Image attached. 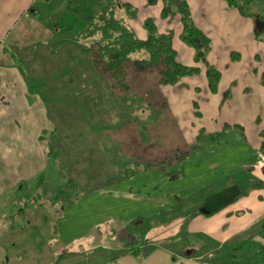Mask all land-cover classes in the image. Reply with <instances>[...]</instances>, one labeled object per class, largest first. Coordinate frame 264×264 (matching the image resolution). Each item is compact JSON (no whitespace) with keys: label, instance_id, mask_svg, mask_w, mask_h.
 <instances>
[{"label":"crops","instance_id":"1","mask_svg":"<svg viewBox=\"0 0 264 264\" xmlns=\"http://www.w3.org/2000/svg\"><path fill=\"white\" fill-rule=\"evenodd\" d=\"M38 1L0 0V264H253L262 257L264 188L254 185L256 180L264 183V40L256 37L251 15L264 16V0L247 5L251 11L232 8L224 0H188L195 25L212 42L208 62L222 75L217 94L210 91L205 66L195 62V50L181 40L179 15L162 18V2L151 6L146 0H122L137 11L136 18L126 21L139 40L148 39L145 22L152 19L159 34H174L177 61L201 70L175 86L155 83L149 90L162 106L159 111L151 102L152 130L144 111L132 120L122 116L143 109L141 101L127 103L125 93L118 94L120 110L114 113L112 84L74 40L67 44L70 57L65 53L63 58L70 67L57 63L56 90L79 92L83 86L90 99L97 96L96 89L109 97L93 101L88 114L77 120L64 119L60 103L48 110L18 69L14 52L38 43L61 49L64 39L56 34L63 31L39 20L36 9L30 14ZM125 14L119 10V17ZM34 29L41 40L29 43L28 38L36 37ZM138 55L142 57L135 59L145 60ZM225 129L222 138L213 140ZM50 147L60 149L58 159L67 158L73 186L89 185L85 172L93 181L60 210L46 188ZM176 156L186 157L166 167L148 166ZM234 184L248 195L205 216L203 197ZM26 193L29 199L23 197ZM32 198L34 205L17 209V201ZM162 224L168 232L159 238L165 242L146 241L149 229ZM117 235L118 241L108 245L115 255L102 252L97 262L94 255H79L84 244L95 247L101 238Z\"/></svg>","mask_w":264,"mask_h":264},{"label":"trees","instance_id":"2","mask_svg":"<svg viewBox=\"0 0 264 264\" xmlns=\"http://www.w3.org/2000/svg\"><path fill=\"white\" fill-rule=\"evenodd\" d=\"M149 5L155 6L159 2L163 3L162 18H175L180 16L183 27L181 40L189 47L195 50V62L203 64L206 68V77L212 94L218 93L221 81V73L208 62V54L212 48V42L206 34H204L194 23L188 0H146ZM230 7L245 11L246 5L251 4L255 0H224ZM126 12V16L119 17V10ZM68 17L79 18L84 22L85 35L74 39L75 43L82 47L81 42L92 40L90 47L83 48L88 54L91 63L96 71L103 75L110 83L118 84L121 90L127 95L130 85L129 71L132 69L139 73H155L159 86H175L183 78L195 76L201 73L198 67H187L177 61V53L173 48L174 34H159L156 25L152 19L145 22L148 31V39L139 40L127 23L126 19H134L137 17V11L130 8L128 4L122 0H108V2L95 9L93 7L73 6L70 4L66 10ZM30 14H36L34 7L31 8ZM255 21L256 37L264 40V25L258 27L257 23L264 24V16L251 15ZM54 24L53 21H51ZM51 25V24H50ZM55 28V25H51ZM76 25H66L63 33H73ZM72 31V32H70ZM70 40H64L59 45L61 49L50 50V53L59 57V52L63 51ZM65 54V52H64ZM138 54H144L145 60H133ZM234 59H237L234 57ZM143 63V64H142ZM68 62H63V66L70 67ZM142 64V68L140 65ZM262 83L264 85V74L262 75ZM112 86V85H111ZM197 106V104L195 105ZM199 115V113L197 114ZM242 129L240 126H235ZM229 126H226V129ZM213 136V140H218L226 133ZM264 140V131L262 132ZM261 153L264 156V141L261 145ZM186 156H176L172 159H162L154 162H148L149 167H166L174 161H182ZM264 174V167H263ZM174 176V174H172ZM264 188V183L255 181L254 189ZM248 192L240 185L234 184L231 187L220 192L209 193L203 197L202 213L211 217L223 211L229 206L235 204ZM34 201L35 199L32 198ZM30 204V203H29ZM28 204V205H29ZM35 204V203H34ZM31 204V205H34ZM27 207V206H26ZM25 207V208H26ZM24 209V208H23ZM22 210V209H21ZM186 256H193V252H186ZM253 264H264V255Z\"/></svg>","mask_w":264,"mask_h":264},{"label":"rangeland","instance_id":"3","mask_svg":"<svg viewBox=\"0 0 264 264\" xmlns=\"http://www.w3.org/2000/svg\"><path fill=\"white\" fill-rule=\"evenodd\" d=\"M110 1V0H109ZM108 2V0H40L36 3L35 8L37 10L38 18L43 23L46 24V22L50 25H55V31H63V29H66V25H76V29L72 30L73 33H58L56 34L58 38L64 39V40H70L73 41L76 38L83 37L85 35V29H84V22L83 20L79 18H71L66 15V10L70 4L73 6H82V7H93L94 10L99 8L100 6L105 5ZM247 6V5H246ZM247 10L251 11V7L247 6ZM51 21L54 22V24L51 23ZM63 28V29H62ZM37 29H34L33 33L36 37L28 38L29 43L36 39V41H40L41 39H38V33L35 31ZM70 31V32H72ZM92 43V40H88L85 42H81V44L84 46V48L90 47ZM23 47V46H22ZM21 48V47H20ZM54 46L53 44H34L33 46H30V48H25L20 50H14L17 59V67L18 69H21L24 71L25 75H27L28 81L30 82L33 89L36 90L37 94L44 98L47 102L48 110L52 111L54 109V106L56 104L60 103V108L62 109V117L68 120H77V118L85 117L83 114H88V111H90L94 103L93 101H99L103 102L106 100L109 96H106L105 94H101V89H96L98 92L97 96L93 99H90L89 92L86 89H83V86H79V88L82 89V91L79 92H69L67 89H64V93H59V91L56 90L54 86L55 79V70L57 69V63H61L63 65V58H64V52L68 54V57H70V50L71 46H64L63 51L59 52V57H55L56 54L50 53V50H53ZM57 56V55H56ZM139 56V55H136ZM133 60H138L135 59ZM142 57V56H139ZM143 64V63H142ZM142 64L140 67L142 68ZM69 66V64H67ZM38 73V76L36 74ZM46 74V76H41L43 74ZM157 75L155 73H139L135 70L129 71V80L130 83V90H127V98L126 102H142L141 104H138L143 109L137 108L136 110L128 111V113L123 114L122 116H126L127 119H134L132 117H136L140 115L142 111L143 118L149 117L150 120L147 122L149 123L148 129L152 130L156 127L155 122L152 121L151 115H154L153 110L150 108L151 102L152 105L158 110L159 108H162L161 106V99L157 96L156 92L152 93L149 92V90L152 88H155V83H158L157 81ZM110 88L112 92V97L114 100H111V103H115L116 110H114V113H117L120 109L119 106L116 104L118 103V94H124V92L121 90V88L118 86V84L113 85ZM52 85V86H50ZM95 89V87H94ZM58 93L61 95L59 99H56V95ZM109 98V99H110ZM116 101V102H114ZM128 107V106H127ZM124 109V107L122 108ZM160 111V109H159ZM89 116V115H87ZM154 117V116H153ZM147 120V119H146ZM68 122L67 120H65ZM153 122V125H152ZM65 136H62V139H64ZM65 140H68L65 138ZM145 143V141H144ZM155 146V145H154ZM60 152V149L58 147H50L49 148V173L46 176V179L48 180L46 188L49 192L53 193L55 197L57 198L58 203V209H62V203L68 202L70 200H73L74 197L82 194L85 190L89 189L91 185L93 184L92 178L90 177V174L88 172L83 173L86 178L87 184H89L86 188H79L73 186L74 184H71L69 180L73 177L72 175V167L68 165L66 166L65 160L67 158L62 157V159H58V155ZM115 151H112L111 154L114 156ZM64 161V164H61V162ZM103 163V162H101ZM64 166V168H62ZM57 170V171H56ZM62 170V171H61ZM54 172H56V175L58 177H54ZM59 173V175H58ZM87 173V174H86ZM60 175H62V178H60ZM72 175V176H71ZM72 186V187H71ZM61 187V188H59ZM76 188V189H75ZM29 194H24L23 197L25 199H29L30 196H26ZM167 225H171V223L166 222ZM166 224H162V228H154L149 229V232L147 234L146 241L152 239H157V241L165 242L164 240L160 239V235L162 232L166 233L168 230L166 229ZM169 228L173 229L174 227L171 225ZM161 230V231H160ZM126 233L124 231L120 234V237H124ZM119 235V234H118ZM116 236L115 238L112 237H106L101 238L102 243L98 244L97 246H91L88 244H84L82 248L79 250L80 256H91L94 255V259L97 262L98 260H101L102 252H105L107 256L115 255L114 250L112 247H109L108 245L111 243V245L114 244L113 240L119 239V236ZM39 238V237H38ZM28 239V238H27ZM30 239V238H29ZM41 241L44 240L43 237H40ZM143 239V238H142ZM144 242V240H143ZM145 243V242H144ZM127 245V246H131ZM111 249V252L108 250ZM77 250V248H76ZM102 250V251H100ZM114 253V254H113ZM97 255H101L98 257ZM83 264H91V261L83 262Z\"/></svg>","mask_w":264,"mask_h":264},{"label":"built area","instance_id":"4","mask_svg":"<svg viewBox=\"0 0 264 264\" xmlns=\"http://www.w3.org/2000/svg\"><path fill=\"white\" fill-rule=\"evenodd\" d=\"M34 204L35 201L33 199H30V200H20V201H17V209L18 210H21L23 208H25L28 204ZM18 211H16V214H17Z\"/></svg>","mask_w":264,"mask_h":264},{"label":"water","instance_id":"5","mask_svg":"<svg viewBox=\"0 0 264 264\" xmlns=\"http://www.w3.org/2000/svg\"><path fill=\"white\" fill-rule=\"evenodd\" d=\"M263 25H264L263 23H257L258 27H263Z\"/></svg>","mask_w":264,"mask_h":264}]
</instances>
